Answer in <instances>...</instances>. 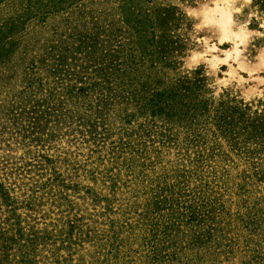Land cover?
Returning <instances> with one entry per match:
<instances>
[{
	"label": "rangeland",
	"instance_id": "rangeland-1",
	"mask_svg": "<svg viewBox=\"0 0 264 264\" xmlns=\"http://www.w3.org/2000/svg\"><path fill=\"white\" fill-rule=\"evenodd\" d=\"M257 2L264 8V0ZM188 31L173 0H0V39L9 51L0 60V183L16 208L0 209V264H149L139 217L146 193L185 170L192 187L197 177L215 191L227 184L221 198L211 194L224 205L222 232L205 245L209 250L187 249L186 262L208 251L190 264H264V99H242L264 84L242 72L248 83L233 81L221 98L210 96L214 78L203 75V67L191 77L181 71V57L192 46ZM261 46H249L247 67ZM124 57L143 72L147 91L177 92L200 108L197 132L140 138L139 125L121 132L127 125L117 104L107 118L94 114L106 99L95 102L77 91L100 86L97 78ZM68 92L73 96L60 100L65 106L47 110L56 103L48 104L51 94L58 101ZM217 115L229 125L213 126ZM141 116L133 120L145 122L144 134L152 126ZM179 235L185 245L188 237Z\"/></svg>",
	"mask_w": 264,
	"mask_h": 264
},
{
	"label": "trees",
	"instance_id": "trees-1",
	"mask_svg": "<svg viewBox=\"0 0 264 264\" xmlns=\"http://www.w3.org/2000/svg\"><path fill=\"white\" fill-rule=\"evenodd\" d=\"M140 46L143 45L141 44ZM5 47L6 44L4 39L1 38L0 60H4L8 56L9 51H5ZM141 49L143 50V47H141ZM140 60L145 61L142 57ZM134 66H137V64L131 66L128 58L124 57L121 62L115 64V66L111 67L108 71L104 70L106 71L104 77L97 78L100 80V86L95 85L94 82L88 83L86 88L79 89L76 94L84 95V93H87V97L94 99L95 102H98L101 98L106 99L104 107L99 106L98 103L95 105L97 113H93L95 115H101L99 116L100 119L107 118L106 116L109 113V107L114 103L117 104L120 110L119 117L122 115L123 120H125L127 125L126 128L121 130V132L123 131L125 134L129 132V129L133 128L134 130V127L131 126L132 124L135 126L139 125L140 130L138 134L140 135V138L144 136L146 137L151 133H155L156 135L169 133V135H172V132L180 133V130L185 132V134H189L191 128L194 129L192 130V133L195 131L197 132V126L201 122L200 118L203 117L200 108L191 104L189 105L192 107L189 106L188 103L185 102L186 100L184 97H176L174 94L178 95L177 92H173L167 96L166 90L163 92H160L158 89H155L152 92L147 91L145 89L146 84L142 83L143 72H141L140 69H136ZM139 72L141 73L140 76L138 75ZM101 86H104V88H101ZM66 95L72 94L71 92H68L67 94L65 93V95L60 96L59 100L56 101V96L51 94V101L50 103H47H56L47 106V110L57 112L59 110L56 108L57 106H65L66 102L60 100H66L62 99ZM37 107H40V105H35L34 109ZM129 110H131V112ZM136 115H142L141 117L147 116V118L150 119L148 124L152 126V129L150 130L146 127V131H144L143 134L142 130L145 122L143 125L134 124L135 120L133 119ZM82 119L84 118H80L79 121ZM156 122H160L161 127H156ZM90 123H92V121H89L86 124H89L91 127V132L94 131V124L91 125ZM81 125L85 126V124ZM228 125L229 124L222 118V116L220 118V116L217 115L213 119V126H218L219 129ZM131 133L133 135L135 134V131ZM132 135H128V138ZM226 135L228 136V133ZM195 138L191 139L190 144L196 142L197 139ZM125 145L126 144H124V146ZM129 145L130 144H128V146ZM200 153L201 151L197 152V159H199L197 160L198 164L202 161L198 156ZM127 169V171L130 169L131 171H136L135 168ZM195 169L196 173L201 170V168ZM118 175L119 174H117V176ZM111 177L113 178V176ZM168 179L169 178L166 177L157 181V185L146 193L149 195V199L145 204L144 212L139 215L142 219V226H145L144 231L146 233V242L141 246L145 248L144 252H146L145 263L190 264L195 260L203 259L208 251H206L202 257L197 258L198 251H200L199 248L203 249L202 252L209 250L205 245L210 244L212 238L214 239L219 231L222 232V228L220 227V224L222 223L220 217L224 213V205L218 204L219 198L211 199V194H217L221 198L222 194L218 191L219 189H223L227 184L225 182L223 186L218 187L221 183V181H218L219 184L216 186L218 189L215 191V189L210 187V184L207 181L204 182L203 178L197 177L195 180V187H192V178H190L189 173L186 170L184 173L175 177V182H168ZM128 182L129 181H127V183ZM115 185L117 186L118 184L113 180V184L110 186L113 194H115ZM0 199L4 202H0V209H2L3 204H6L12 213L16 212V208L12 204L13 202H8V200H11V197L7 189H5L1 183ZM12 225L19 226L18 223ZM17 228L18 231H21L19 227ZM255 229L256 228H254V230ZM117 232L118 230L115 231V233ZM180 232H183L188 237V242L185 245L178 244L179 239L181 238L179 235ZM12 239L13 238H11V240ZM220 245H216V251L219 250ZM187 249L192 252L196 249L198 251L194 254V258H191L186 262L183 256L186 254L185 251ZM219 253L224 252L219 251L218 255ZM114 257L117 258V256ZM148 260H150V262H148Z\"/></svg>",
	"mask_w": 264,
	"mask_h": 264
},
{
	"label": "clouds",
	"instance_id": "clouds-1",
	"mask_svg": "<svg viewBox=\"0 0 264 264\" xmlns=\"http://www.w3.org/2000/svg\"><path fill=\"white\" fill-rule=\"evenodd\" d=\"M173 7L187 21L192 41L181 57L183 74L191 77L203 67V75L214 78L207 87L216 99L233 81L248 83L242 72L264 84V78L256 76L264 72V46L257 49L252 67L245 65L249 46L264 42V8L257 0H173ZM257 97L264 99V89L258 86L242 99L248 103Z\"/></svg>",
	"mask_w": 264,
	"mask_h": 264
}]
</instances>
